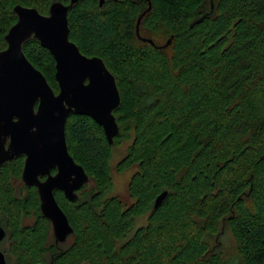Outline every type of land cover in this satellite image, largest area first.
<instances>
[{"label": "trees", "instance_id": "trees-1", "mask_svg": "<svg viewBox=\"0 0 264 264\" xmlns=\"http://www.w3.org/2000/svg\"><path fill=\"white\" fill-rule=\"evenodd\" d=\"M69 1L0 0V51L15 6L48 15ZM148 2L139 32L171 37L165 48L136 36ZM67 19L69 40L114 76L118 134L109 145L90 117L66 120L68 152L92 186L74 203L55 193L73 229L64 243L47 245L52 229L34 187L13 196L7 167L21 177L22 158L0 166V222L16 264H264V0H78ZM22 51L57 93L49 51L34 38ZM125 141L114 170L135 168L129 204L106 198L112 152ZM222 233L230 256L211 244Z\"/></svg>", "mask_w": 264, "mask_h": 264}, {"label": "water", "instance_id": "water-1", "mask_svg": "<svg viewBox=\"0 0 264 264\" xmlns=\"http://www.w3.org/2000/svg\"><path fill=\"white\" fill-rule=\"evenodd\" d=\"M77 1L70 0L68 5L55 2L48 15L35 8L15 6L17 21L4 36L6 48L0 51V166L25 157L21 180L26 187L36 188L40 212L49 221L56 244L64 243L73 229L54 191L62 192L74 203L78 200L77 191L90 181L68 152L67 118L71 114L90 117L103 129L109 145L118 134L113 111L120 104V95L114 76L102 59L83 55L69 40L67 15ZM98 1L101 7L104 0ZM150 8L148 2L135 27L138 39L154 45L138 34L140 20ZM212 8L211 4V11ZM30 38L37 40L54 59L57 93L22 51L23 43ZM170 43L171 37L157 48ZM54 169L56 173L51 174ZM40 177L45 179L41 181ZM166 195L163 192L157 196L154 209ZM4 238L5 232L0 228V242ZM0 264H6L1 250Z\"/></svg>", "mask_w": 264, "mask_h": 264}, {"label": "rangeland", "instance_id": "rangeland-1", "mask_svg": "<svg viewBox=\"0 0 264 264\" xmlns=\"http://www.w3.org/2000/svg\"><path fill=\"white\" fill-rule=\"evenodd\" d=\"M138 34L140 38L152 40L154 45L157 44L160 46H164L166 42L168 41V39L164 38L161 34H157L155 36H152V35L149 36V34L147 33H143L141 31L139 32V28H138ZM129 144H130V141H125L119 147H115L113 149L112 161H111L113 187H112V190L106 194V198L111 197V196H116L124 204H129L131 202L127 194L126 188H127V183L129 181V178L132 175V173L135 171V168L130 169L129 171L124 172L122 174H118L114 170V167L116 163L125 154V151ZM13 168L14 166L7 167V176H8V180L10 183V187L12 189L13 196L17 199H22L26 195V188L21 181V177L18 178L12 175L14 171ZM91 186H92V182L89 181L88 187H91ZM33 221L34 219L30 216L28 218L23 219L22 224L30 225L33 223ZM5 224H6L5 219L2 222H0V226H2V228L6 231ZM145 224H146V216H142L135 221V228L143 226ZM53 244H54L53 233L52 234L50 233L48 236L47 245H53ZM211 244L213 247L223 250L225 253H227V256H230L232 254V248H231V245L229 242V236L227 233H222L221 236L219 235L216 236L214 239L211 240ZM9 246H10V239H9L8 232L6 231V237L0 244V250L4 254L6 264H16L15 258L12 257L9 252ZM62 246L63 244L60 245V248Z\"/></svg>", "mask_w": 264, "mask_h": 264}, {"label": "flooded vegetation", "instance_id": "flooded-vegetation-1", "mask_svg": "<svg viewBox=\"0 0 264 264\" xmlns=\"http://www.w3.org/2000/svg\"><path fill=\"white\" fill-rule=\"evenodd\" d=\"M20 158H22V168H23V164H24V159H25V157L24 156H21ZM22 172V171H21ZM56 173V169H54V170H52L51 171V174H55ZM45 179V177H40V180L41 181H43ZM22 181V180H21ZM23 183V182H22ZM25 186V185H24ZM35 188V187H34ZM36 189V188H35ZM80 191V190H79ZM79 191H77V193L79 192ZM57 192H60V191H54V196H55V193H57ZM60 193H62V192H60ZM63 194V193H62Z\"/></svg>", "mask_w": 264, "mask_h": 264}]
</instances>
